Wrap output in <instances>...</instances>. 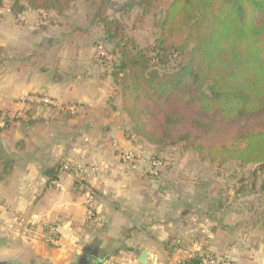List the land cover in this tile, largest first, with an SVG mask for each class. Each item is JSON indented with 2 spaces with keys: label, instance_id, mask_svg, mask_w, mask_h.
<instances>
[{
  "label": "crops",
  "instance_id": "crops-1",
  "mask_svg": "<svg viewBox=\"0 0 264 264\" xmlns=\"http://www.w3.org/2000/svg\"><path fill=\"white\" fill-rule=\"evenodd\" d=\"M79 1L64 13L26 10L19 19L11 0H0V108L8 115L0 119V199L8 207L0 260L73 264L91 247L95 264H141L137 251L148 253V264L205 253L264 264V164H239L241 174L229 177L225 165L193 150L129 138L111 66L96 56L102 31L89 1ZM30 94L81 109L70 115L23 100ZM125 150L140 151L142 162H123ZM154 157L165 161L157 175ZM68 161L87 167L77 172L81 181L63 169ZM16 215L40 222L9 227ZM42 223L54 225V235Z\"/></svg>",
  "mask_w": 264,
  "mask_h": 264
},
{
  "label": "trees",
  "instance_id": "trees-1",
  "mask_svg": "<svg viewBox=\"0 0 264 264\" xmlns=\"http://www.w3.org/2000/svg\"><path fill=\"white\" fill-rule=\"evenodd\" d=\"M75 1L11 0V11L64 13ZM88 1L102 31L96 45L115 56L129 138L201 160L264 164V0H170L160 13L159 0H133L136 22L152 16L158 30L146 46L110 14L112 0ZM181 264H202V255Z\"/></svg>",
  "mask_w": 264,
  "mask_h": 264
},
{
  "label": "built area",
  "instance_id": "built-area-1",
  "mask_svg": "<svg viewBox=\"0 0 264 264\" xmlns=\"http://www.w3.org/2000/svg\"><path fill=\"white\" fill-rule=\"evenodd\" d=\"M17 16L19 19H24V16L22 14H18ZM96 56L98 58L110 59V56L106 52L103 45L97 46ZM23 100H26L28 102L35 103V104L45 105L52 109L56 108L60 110L61 112H65L70 115H76L81 109V106L77 104H62L58 102L57 100L50 98L48 96H44V95L30 94V95L25 96ZM0 119L3 120L4 122L8 119L7 113L2 108H0ZM121 159L123 162L135 166L136 164L142 162L143 156L140 151L125 150L121 153ZM150 164H151V170L156 175L159 174L165 167V161L158 157L152 158ZM86 168H87L86 166L81 165V164H76V166H73V164L69 161L63 164V169L65 171H68L71 173L75 171V178L79 181L82 180L83 176L77 172L84 171ZM90 168L92 171H95V172L99 171V167L97 165H92ZM56 185L60 186L59 183H56ZM85 197H86L87 215H88V218H91L94 215V207H93L94 192L91 188L87 189ZM7 210H8L7 205L5 204V202H3L0 199V213L6 212ZM39 222H40V218L38 215H33L30 218L16 215L12 217V221L9 224V227H13L14 225H23V226L31 228ZM42 224H43L44 229L49 232V237L52 234L54 235V231L56 229L54 225H51L49 223H42ZM108 264H116V263L109 262ZM202 264H231V261L226 256H218L212 253H205L202 255Z\"/></svg>",
  "mask_w": 264,
  "mask_h": 264
},
{
  "label": "rangeland",
  "instance_id": "rangeland-1",
  "mask_svg": "<svg viewBox=\"0 0 264 264\" xmlns=\"http://www.w3.org/2000/svg\"><path fill=\"white\" fill-rule=\"evenodd\" d=\"M83 1L85 0H80L79 2L83 3ZM132 1L133 0H112L111 8L109 12L111 15H115L117 18H119L126 24L129 35L135 37L140 45L146 46L148 44L153 43L156 36L158 35V30L153 27L154 17L148 16L143 21L136 22L137 16L140 14V11L138 7H129L127 5ZM169 2L170 0H159L158 12L160 13L163 10V8H165L168 5ZM118 9L121 11H119ZM105 45H106L105 50L110 56V59L105 58L104 62L111 66V62L113 61L115 56L112 55V46L110 47L108 44ZM179 148L183 149L181 146H179ZM212 163H220V162L216 161ZM220 164L222 165V167L225 165V167L222 169V172L226 173L227 176L229 177L232 175L233 177H235L236 175L241 174L239 172H237V174L234 173L236 167L239 166L238 162L228 161ZM212 170L213 171L215 170V173L219 172V169L216 167L213 168ZM250 170L251 169L249 168L246 171H243L242 174L244 176L249 177Z\"/></svg>",
  "mask_w": 264,
  "mask_h": 264
},
{
  "label": "water",
  "instance_id": "water-1",
  "mask_svg": "<svg viewBox=\"0 0 264 264\" xmlns=\"http://www.w3.org/2000/svg\"><path fill=\"white\" fill-rule=\"evenodd\" d=\"M91 247H86L83 249L82 254L79 256L76 262L73 264H95V257L91 255ZM138 254V261L141 264H148V253L145 251H137ZM0 264H15L10 260H0Z\"/></svg>",
  "mask_w": 264,
  "mask_h": 264
}]
</instances>
